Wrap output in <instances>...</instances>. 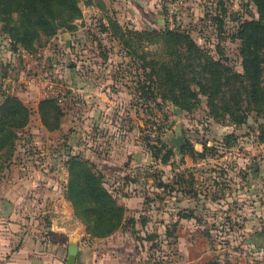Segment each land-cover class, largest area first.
Masks as SVG:
<instances>
[{"label": "rangeland", "instance_id": "rangeland-1", "mask_svg": "<svg viewBox=\"0 0 264 264\" xmlns=\"http://www.w3.org/2000/svg\"><path fill=\"white\" fill-rule=\"evenodd\" d=\"M160 8L164 23L149 30L154 34L119 25L111 11L104 21L86 19L46 41L29 38L28 46H15L0 32V105L8 91L13 97L27 91L24 80L30 78V91L39 95L44 89L62 114L55 130L46 129L39 114L30 116L29 128L14 130V170H21L19 159L36 166L40 157L52 161L70 151L69 157L88 160L94 143L111 140L114 153L106 152L112 157L100 165L116 203L122 205L125 196L131 206L125 216L134 224L120 230L133 238L139 264H264V211L249 209L264 205V113H250L238 124L222 109L219 94L209 107L206 96L190 97L183 88L198 91L193 76L202 71L199 62L243 72L237 34L243 22L259 19L258 9L252 0H161ZM76 30L81 33L73 35ZM168 30L177 33L167 35ZM194 46L202 57L190 53ZM169 81L177 83L173 93L164 88ZM94 92L104 96L100 104ZM100 105L105 111L95 121ZM119 140L133 147L119 148ZM105 149L98 148L99 155ZM134 155L140 164L130 168ZM124 168L138 173L133 187L116 177L126 176ZM134 186L136 194L130 192ZM249 187L252 196L245 192Z\"/></svg>", "mask_w": 264, "mask_h": 264}, {"label": "crops", "instance_id": "crops-1", "mask_svg": "<svg viewBox=\"0 0 264 264\" xmlns=\"http://www.w3.org/2000/svg\"><path fill=\"white\" fill-rule=\"evenodd\" d=\"M79 6L83 17L79 23H75L78 27L86 19L95 21L97 18H101L104 21L108 13L111 12L115 14L116 20L121 26L124 24L130 27L136 25L146 27L148 30H155L164 23V15L160 8L161 0H82ZM94 17L95 19H93ZM79 33H81L80 30H76L73 35ZM61 34L65 39V32L61 31ZM1 39L3 38L0 36V51L3 52L5 47L1 44ZM75 52L80 53L81 51L75 50ZM24 81V88H27V91L20 90L18 91L20 94L17 92L15 96L31 110L30 116L32 114L37 115L38 103L49 96L44 89H42L43 93L34 95L30 91L33 80L29 78ZM43 83L45 82L39 83L40 87L43 86ZM13 90H18L17 83L13 82ZM7 93L10 96L14 95L10 91ZM94 93L98 96L95 103L98 102L99 97H104L99 96L97 92ZM101 111H105L101 105L94 108L93 119L95 121L100 116ZM30 121L25 128L30 127ZM91 124H93V120H91ZM40 125L42 126L41 123ZM93 127L97 131V127ZM120 141H117L119 148L122 146L133 147L127 141ZM94 145L95 148L92 149L94 155L91 156L93 158L88 157L87 159L97 169H100V173H103V175L101 174L102 181L106 187V175L102 171L100 163L102 167L104 163H107L104 159L108 160L107 156L110 154L105 155L106 152L114 153L110 147L114 145V142L111 140L100 141ZM100 147L106 148L103 156L98 153ZM74 149L78 150L79 146L74 144L72 150L74 151ZM70 155H73L72 151L68 155L63 154V157L52 161L40 157L36 166L32 164V162L35 163L32 160L30 162L24 160L23 162L19 159L20 171L14 170L15 154L4 163L0 170V259H4L6 264H67L69 248L73 246L76 248L75 264H139V252L133 246V238L127 236V231L119 229L107 237H91L86 232L83 223L79 222L73 215L72 205L65 198V188L68 182L66 161ZM124 159L125 157L122 158V160ZM129 162L133 164L130 165V168L137 167L140 164V156L134 155ZM48 165H50L49 168H47ZM260 168L262 167L260 166ZM126 170H129L127 174H123L126 176L116 177L123 181H130L133 187L134 182L139 179L138 173L134 172L135 175L130 169L124 168V171ZM121 173L123 172H119L118 175ZM120 180L119 182H121ZM119 187L122 189L121 186ZM106 188L108 189V187ZM135 188L134 186L130 189L132 194L139 192ZM108 191L112 195L113 193L116 194L114 189H108ZM245 192L252 196L250 187ZM234 193L235 190H233ZM236 195L239 196V194ZM122 198V205L126 210L130 209L131 206L127 198L125 196ZM249 209L256 212L264 211V205L252 203ZM254 219L256 222L261 221L257 216Z\"/></svg>", "mask_w": 264, "mask_h": 264}, {"label": "trees", "instance_id": "trees-1", "mask_svg": "<svg viewBox=\"0 0 264 264\" xmlns=\"http://www.w3.org/2000/svg\"><path fill=\"white\" fill-rule=\"evenodd\" d=\"M82 0H0V32L6 34L13 45L28 46L29 38L42 37L44 41L54 35L58 29L75 30V21L81 18L79 3ZM258 9L259 19L243 22L237 37L240 39V57L242 73L224 66L222 63L210 61L198 63L202 71L194 72V84L197 92L186 90L193 98L199 94L208 99V106L219 94L222 109L231 113L234 122H245L250 113H264V0H252ZM115 25V24H114ZM155 31H147L154 34ZM177 32L166 31L172 35ZM190 53L202 57L203 52L198 47L190 48ZM199 59V58H198ZM214 71H211V70ZM205 73V76L204 74ZM244 81V83L242 82ZM184 83V80L181 81ZM176 81H169L164 88L173 93ZM210 107V106H209ZM41 122L48 130L59 127L60 109L55 100L46 98L37 105ZM241 112L242 114H236ZM31 110L18 98L4 97L0 105V170L13 152L16 134L14 130L26 127L30 121ZM52 115V120L48 116ZM55 120V121H54ZM8 121V122H7ZM53 122V125H50ZM260 140H264L262 129ZM186 146L182 147L183 149ZM192 151V150H191ZM202 157V153H197ZM1 159L2 162H1ZM68 182L65 188V198L70 201L73 214L85 226L91 237H107L134 220L126 221V208L116 203L114 196L104 186L101 174L95 166L79 155H74L66 161ZM82 202L86 203L82 208ZM103 214V215H101ZM105 218L109 222H101ZM218 264V263H206Z\"/></svg>", "mask_w": 264, "mask_h": 264}, {"label": "water", "instance_id": "water-1", "mask_svg": "<svg viewBox=\"0 0 264 264\" xmlns=\"http://www.w3.org/2000/svg\"><path fill=\"white\" fill-rule=\"evenodd\" d=\"M176 143L177 145L181 144V138H177ZM75 255H76V248L71 246L69 248V256L67 259V264H75Z\"/></svg>", "mask_w": 264, "mask_h": 264}, {"label": "built area", "instance_id": "built-area-1", "mask_svg": "<svg viewBox=\"0 0 264 264\" xmlns=\"http://www.w3.org/2000/svg\"><path fill=\"white\" fill-rule=\"evenodd\" d=\"M21 52L25 53L24 50H22V49H21ZM0 264H6L5 260L4 259H0Z\"/></svg>", "mask_w": 264, "mask_h": 264}]
</instances>
